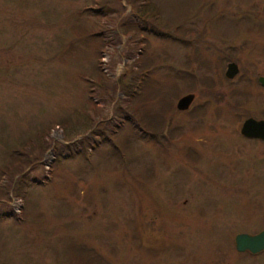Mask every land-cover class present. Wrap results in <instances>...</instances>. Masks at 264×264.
<instances>
[{"label":"rangeland","instance_id":"rangeland-1","mask_svg":"<svg viewBox=\"0 0 264 264\" xmlns=\"http://www.w3.org/2000/svg\"><path fill=\"white\" fill-rule=\"evenodd\" d=\"M138 63L124 111L171 137L119 122ZM259 73L264 0H0V264H264L233 246L264 229V142L239 133Z\"/></svg>","mask_w":264,"mask_h":264},{"label":"trees","instance_id":"trees-1","mask_svg":"<svg viewBox=\"0 0 264 264\" xmlns=\"http://www.w3.org/2000/svg\"><path fill=\"white\" fill-rule=\"evenodd\" d=\"M108 1V0H107ZM129 3H136L139 0H127ZM105 7H110L109 4L102 3V5L99 7V9H91L92 11H94L97 14H101L103 12V10L105 11L106 8ZM138 14V13H136ZM143 16V15H142ZM144 17V16H143ZM142 18V17H141ZM130 26H133L134 28H138L137 25L133 22H128L127 23ZM131 28H129L130 30ZM139 29V28H138ZM139 45V44H138ZM148 76H149V70L147 68V66L143 63H138V71L131 76V79L133 80L132 83L130 85H125L124 89L126 90V94H127V98L124 100L126 103L125 105H120L121 107H117L115 109L116 115L119 118V122H124V123H128L129 125L132 126V128L138 133V134H143L142 136L150 138L151 136H156V135H162L164 133V131L166 132L167 128H165L166 123L168 122V119H165L164 116H162L161 112L158 113L153 112V113H143L142 115H140L139 117L134 116L135 118L132 119L129 114H126V112L124 110H127L126 108H130V104L128 102H134L136 99H138L139 97H145L147 96V92L145 89H147V87L150 90V87L148 86ZM100 86V85H99ZM104 86V85H103ZM145 90V91H144ZM153 95V99H160L162 105H166L164 106L162 109L165 110V108L169 105L170 100L172 98V95L174 96L176 94V89L174 87H172L169 91L160 94V92H156L154 90L150 91ZM167 94L168 96V100L165 99V95ZM171 96V97H170ZM170 97V98H169ZM146 98V97H145ZM164 98V100L162 99ZM167 100V101H166ZM159 101V100H158ZM160 110V111H163ZM175 111V110H174ZM131 112V111H130ZM97 115H99L98 111L96 112ZM123 115V116H121ZM130 115L132 116V113H130ZM132 121H129V120ZM136 123L137 127H141L143 129V133H141L140 131L136 130L137 127L133 125V123ZM97 130H91V134L93 136H96L100 142H105L107 139H109L110 137L113 136V131L112 130H106L105 127H100L99 124L95 125ZM173 130H167V136L171 137ZM145 134V135H144ZM160 139H162L160 137ZM19 160H15L14 162V166L16 167V171L22 170L21 166L22 165V161H21V157ZM15 171V173H16Z\"/></svg>","mask_w":264,"mask_h":264},{"label":"water","instance_id":"water-1","mask_svg":"<svg viewBox=\"0 0 264 264\" xmlns=\"http://www.w3.org/2000/svg\"><path fill=\"white\" fill-rule=\"evenodd\" d=\"M237 72V65L234 61H229L225 65L224 76L232 78ZM262 81V78H259ZM193 99L192 93H185L179 96L175 102V108L185 110ZM239 133L245 137H255L264 140V120H255L251 117L244 119L240 125ZM233 246L236 251H248L256 253L264 250V229L255 233L238 232L233 236Z\"/></svg>","mask_w":264,"mask_h":264},{"label":"flooded vegetation","instance_id":"flooded-vegetation-1","mask_svg":"<svg viewBox=\"0 0 264 264\" xmlns=\"http://www.w3.org/2000/svg\"><path fill=\"white\" fill-rule=\"evenodd\" d=\"M230 61H233V60H230ZM229 62V61H228ZM235 62V61H234ZM236 63V62H235ZM237 65V64H236ZM237 72H238V67H237ZM237 72L235 73V74H237ZM262 78V81H260L259 80V78ZM255 85L258 87V88H264V73L262 74V73H259V74H257L256 76H255ZM188 108V107H187ZM186 108V109H187ZM185 109V110H186ZM248 117H251V118H253V119H255V120H259V119H262V120H264L263 118H255V117H253V116H251V115H248L247 117H245L244 119H246V118H248ZM243 119V120H244ZM242 120V121H243ZM242 123V122H241ZM241 125V124H240ZM240 128V127H239ZM241 136L242 137H244V138H246V139H248V140H257V141H263L264 142V140H262V139H260V138H255V137H245V136H243L242 134H241ZM255 233V232H254ZM239 252V251H238ZM246 253V252H248V251H242V253ZM259 252H261V251H259ZM259 252H256V253H259ZM248 253H250V252H248ZM256 253H250V254H256Z\"/></svg>","mask_w":264,"mask_h":264}]
</instances>
